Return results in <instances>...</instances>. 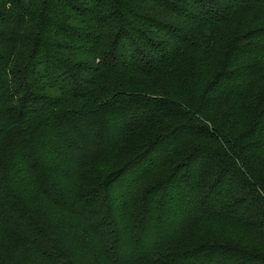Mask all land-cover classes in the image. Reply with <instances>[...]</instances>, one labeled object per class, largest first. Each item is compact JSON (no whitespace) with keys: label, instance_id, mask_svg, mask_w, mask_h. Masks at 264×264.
Segmentation results:
<instances>
[{"label":"trees","instance_id":"1","mask_svg":"<svg viewBox=\"0 0 264 264\" xmlns=\"http://www.w3.org/2000/svg\"><path fill=\"white\" fill-rule=\"evenodd\" d=\"M38 258L264 264V0H0V264Z\"/></svg>","mask_w":264,"mask_h":264},{"label":"rangeland","instance_id":"2","mask_svg":"<svg viewBox=\"0 0 264 264\" xmlns=\"http://www.w3.org/2000/svg\"><path fill=\"white\" fill-rule=\"evenodd\" d=\"M255 8L254 7H245L244 9H241L239 11L238 17H236V19L233 21V23L231 24H227L224 26H213V25H206V27L201 29V32L204 34H210L213 31V34H215L217 36V34L220 35H226V36H235L237 33V21L238 19L242 16V17H246L248 16L250 13H253V10ZM216 40H218V37H215ZM191 55H193V52H191ZM15 70H17V68H14ZM260 93V91H259ZM99 210L101 211L100 208H103V205L101 204V206H98ZM30 250L29 248L26 249V251ZM22 259L25 258L24 256L21 257ZM22 261V260H21ZM43 260L42 258H38L37 262L35 264H39L41 263ZM59 263H63L65 264L63 261L58 260Z\"/></svg>","mask_w":264,"mask_h":264}]
</instances>
